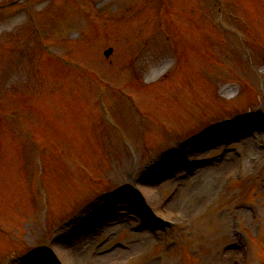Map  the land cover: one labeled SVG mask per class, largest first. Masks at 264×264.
<instances>
[{"label": "rangeland", "instance_id": "rangeland-1", "mask_svg": "<svg viewBox=\"0 0 264 264\" xmlns=\"http://www.w3.org/2000/svg\"><path fill=\"white\" fill-rule=\"evenodd\" d=\"M8 1L11 0H0V5ZM81 1L88 5L98 27L79 29L77 41L64 26L59 35L55 33L61 27L55 21L60 11H51L54 22L45 16V22L39 17L36 23L44 32L45 44L81 61L112 87L107 88L104 102L134 149L135 161L119 145L115 131L102 121L94 103L95 93L83 83L68 85L75 81L69 74L52 72L34 62L36 49L24 18L10 22L0 18L3 58L11 62L8 66L13 73L12 82L5 79L0 87V110L14 114L6 121L0 116V234L3 230L7 233L0 235V264H19L22 254L65 232V226L71 228L79 214L77 209L86 201L96 199L104 191L130 185L132 178L148 167L157 170L155 199L167 202L178 191L164 213L166 217L175 215L170 220L174 225L161 231L159 243L137 246L138 250L125 254L119 264H231L234 256L227 247L234 242V229L244 231L253 242L249 254L240 255L237 264H264V152L257 148L264 135L256 143L249 140L250 150L243 149L240 142L231 144L244 152V165L226 186H221L219 194L216 189L222 176L198 184L197 171L184 183L181 175L185 169L173 168L178 173L168 178L170 163L174 167L181 165L184 157L218 154L220 129L230 132L238 126L252 128L255 119L264 121L260 115L264 116V65H260L264 60V0H225L227 7L234 8L229 11L227 23L237 31L244 25V44L216 34L215 16L200 0H166L170 9L175 8L172 17L167 7L168 18L164 11L158 12V0ZM121 13L126 18L122 23L117 19ZM234 15L243 23L235 24ZM59 17L65 19L63 13ZM153 30L157 31L156 57L146 56L147 41L142 48V42L150 36L147 33ZM108 48L113 54L105 59L103 52ZM167 53L172 54V60L156 67L158 56ZM38 72L42 80L60 81L61 86L51 87L50 96L46 97L47 102H51V96L57 98L52 111L35 100L33 75ZM227 85L232 90H226ZM120 88L137 99L144 113L142 120L117 97L116 89ZM9 90H13L12 95ZM12 131L19 144L40 134L38 138H42L45 148L42 146L39 170L32 166L31 153L27 151L26 155L18 146L15 161L10 148L7 153L11 159L4 156L5 136ZM209 141L216 144L203 149ZM56 146L62 151L59 154ZM179 153H185L182 159L177 156ZM74 160L77 165L71 164ZM148 195L147 192L142 199L146 212L153 205ZM117 206L112 203L97 211V206H93L94 213L104 220L102 228H107L92 234L86 246L80 239L75 241L71 250L62 249L63 240H59L54 260L61 264H92L91 254H100L95 248L102 239L133 245L146 241L149 233L132 232L129 224L135 217L128 224L127 217L117 213ZM111 215L116 219L109 222ZM121 218L124 219L113 225ZM77 248L82 252L76 259L73 250ZM126 256L132 259L127 261Z\"/></svg>", "mask_w": 264, "mask_h": 264}, {"label": "bare ground", "instance_id": "bare-ground-1", "mask_svg": "<svg viewBox=\"0 0 264 264\" xmlns=\"http://www.w3.org/2000/svg\"><path fill=\"white\" fill-rule=\"evenodd\" d=\"M239 142H240L241 146L243 148H245L246 150H248V149L250 150L251 149V147L249 145L250 144L249 140L243 139V140H241ZM251 146H252V144H251ZM236 161L237 160H235V159H233V158H231L229 156H226V158L222 162H220L219 164H213L211 166H205V167L200 168L199 169L200 172H199L198 179H197L198 180V184H203V183L205 184L206 183L205 181L208 180V179H210L209 181H213L215 179L217 180L221 176L227 175L228 172L230 173V171H234L235 170ZM183 182L186 183L187 181H183ZM146 191L147 190H145V191L144 190H140V191H138V193H139V195L144 197L147 194V192H148V191L147 192ZM148 194H149L148 196L151 197V195H150L151 193L148 192ZM172 199H171V201H173ZM172 204L173 203L171 202V206H172ZM168 207H170V206L168 205L167 208ZM173 215L174 214L172 213V216ZM114 216L115 215H111L110 216L109 222H112V221H114L116 219V217H114ZM120 221H122V219H117L114 224H118ZM106 223L108 225L107 220H106ZM105 228H107V227H105ZM91 233L92 234H96V233H99V232H96L95 229L92 228L86 235L83 234L82 235L83 237L81 236L82 238L81 237H80L81 239L79 238L83 246H86V245H88L90 243V238L92 239V237H90ZM79 239L77 241H79ZM82 240H83V242H82ZM148 242L150 243L149 240L147 241V243ZM136 249L138 250L137 246H136ZM81 252L82 251L80 250V248H77V250H75V251L73 250V253H74V256H75L76 259L79 258V256H81ZM114 255H115V258H113L114 257L113 254L112 255H108V256H103V257H97L96 261L93 264H100V263H103V262H106L107 264H115L124 255V252L121 251V250H118L116 253H114Z\"/></svg>", "mask_w": 264, "mask_h": 264}]
</instances>
